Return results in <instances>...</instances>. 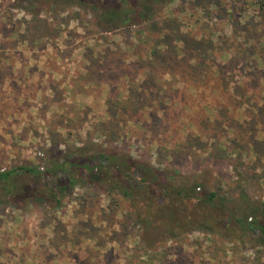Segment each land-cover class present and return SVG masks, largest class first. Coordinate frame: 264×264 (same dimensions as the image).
Instances as JSON below:
<instances>
[{"label":"rangeland","instance_id":"obj_1","mask_svg":"<svg viewBox=\"0 0 264 264\" xmlns=\"http://www.w3.org/2000/svg\"><path fill=\"white\" fill-rule=\"evenodd\" d=\"M121 6L129 14L108 20L71 0H0V75L33 74L25 91L41 92L39 107L26 101L32 107L5 100L1 89L0 112H15L14 122L28 128L18 134L28 138L0 150V170L45 168L79 148L117 149L172 182L203 183L228 199L245 189L264 201V178L252 177L264 161L241 150L252 136L245 102L264 90V66L227 63L246 47L264 48V0ZM14 61L32 67L13 73ZM226 88L229 102L220 97ZM103 190L77 185L58 206L1 197L0 264H264L251 235L143 232L130 201Z\"/></svg>","mask_w":264,"mask_h":264},{"label":"trees","instance_id":"obj_2","mask_svg":"<svg viewBox=\"0 0 264 264\" xmlns=\"http://www.w3.org/2000/svg\"><path fill=\"white\" fill-rule=\"evenodd\" d=\"M71 1L97 8L108 20L124 18L130 12L121 6L122 0ZM241 60L255 67L264 66V48L257 51L246 47L243 55L235 54L227 63L231 66ZM228 91L226 88L220 96L225 102L231 98ZM262 92L264 90L260 89L245 102L248 108L244 109L253 115V122H250L252 136L246 148L237 146L257 161H264ZM254 171L253 178H264L263 171ZM49 178L53 180L48 181ZM77 185L97 186L129 200L143 232L153 228H163L173 234L188 229L224 230L239 233L240 237L251 235L264 247V201L249 196L245 189L228 199L214 190H207L203 183L172 182L164 171L154 168L146 160L134 159L124 151L113 149L91 153L79 148L76 153L62 152L52 156L43 170L37 166L0 170V198L4 197L8 202L46 201L58 206L61 198Z\"/></svg>","mask_w":264,"mask_h":264},{"label":"crops","instance_id":"obj_3","mask_svg":"<svg viewBox=\"0 0 264 264\" xmlns=\"http://www.w3.org/2000/svg\"><path fill=\"white\" fill-rule=\"evenodd\" d=\"M29 63H30L29 61L28 62L14 61L13 63H11L9 65L14 67L13 73H15V71H18V69H16L15 67H18V68L21 67V68H25V69H26V67H29V70H30V67H32V66ZM27 72H28V70H27ZM33 79H35V76L33 74H30V73H28L25 76H22V75L17 76L16 74H14V75L13 74H11V75L1 74L0 75V96H2L1 92L3 91V95L5 97L4 98L5 100L10 99V100H12V102L16 101V103L21 101L23 105L32 106V104H29L26 102L29 100V97H31L32 102L36 106H38L37 103L39 101H37L36 99H38V97H39L38 95L41 93L40 90L34 92L33 94H30L29 96H28L27 92L25 91V87H26L27 83H32ZM1 89H2V91H1ZM51 89H52L51 91L54 92L53 91L54 89L53 88H51ZM47 91H50V90H47ZM52 95L53 94H51L50 96H52ZM17 107L19 108L18 114H20V116L24 115V110L20 106H17ZM1 115H4V114H2L0 112V117L2 118L4 124L0 125V150L3 147L11 148L15 141H17L19 144L24 142V140L28 138V135L26 137H24V135L21 136L20 134H18L22 130L23 131L28 130V128L25 127L24 122L19 121L20 124L14 122L15 121V118H14L15 112H9L7 114V116L4 115V116H6L5 118H3ZM45 117H48V113H45L44 118ZM26 118H28V121H30L31 116H29L28 114H25L24 120H26ZM15 137L18 139H16ZM8 140H9V142H8Z\"/></svg>","mask_w":264,"mask_h":264},{"label":"built area","instance_id":"obj_4","mask_svg":"<svg viewBox=\"0 0 264 264\" xmlns=\"http://www.w3.org/2000/svg\"><path fill=\"white\" fill-rule=\"evenodd\" d=\"M40 170H43L44 168L43 167H39ZM1 171H4V169H1Z\"/></svg>","mask_w":264,"mask_h":264}]
</instances>
